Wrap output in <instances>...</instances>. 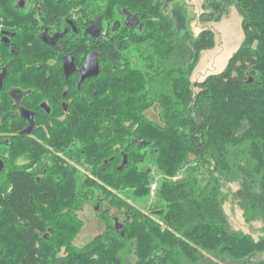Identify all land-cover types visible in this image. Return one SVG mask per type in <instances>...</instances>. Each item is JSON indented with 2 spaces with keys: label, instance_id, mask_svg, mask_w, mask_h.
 Instances as JSON below:
<instances>
[{
  "label": "trees",
  "instance_id": "1",
  "mask_svg": "<svg viewBox=\"0 0 264 264\" xmlns=\"http://www.w3.org/2000/svg\"><path fill=\"white\" fill-rule=\"evenodd\" d=\"M187 1L0 0V25L17 33L13 52L0 44L5 86L35 87L34 73L52 69L58 88L49 121H37L38 139L11 138L0 149L22 157L4 160L0 175V264H264V237L233 230L222 208L223 186L234 184L244 220L264 223V0H201L202 24L218 23L234 5L243 41L222 72L194 82L215 40L211 30L195 38L187 31ZM22 2L53 9L43 22L55 14L70 35L57 47L31 37L33 20L16 9ZM89 53L98 76L65 87L62 57L79 67ZM151 163L168 177L184 173L162 180L164 206L145 214L114 191L147 196ZM85 202L103 230L78 248L71 241Z\"/></svg>",
  "mask_w": 264,
  "mask_h": 264
},
{
  "label": "rangeland",
  "instance_id": "2",
  "mask_svg": "<svg viewBox=\"0 0 264 264\" xmlns=\"http://www.w3.org/2000/svg\"><path fill=\"white\" fill-rule=\"evenodd\" d=\"M201 0H190L187 3H181V8L185 11V23L187 31L195 38L197 34L202 30H211L214 33L215 46L211 50L204 51L200 54L198 62L191 74V81H201L204 76L210 74H217L224 70L228 60L232 54L238 49L243 41V32L240 25V15L234 5L229 6L225 11V15L220 19L218 23H200L198 21L199 14L201 13ZM172 9L170 5L169 10ZM134 57V56H133ZM132 57V58H133ZM141 69H144L143 67ZM148 119L159 121L157 112L154 109H149L146 112ZM4 160L6 165L11 162L13 164L19 163L18 153L11 152L10 154L5 152ZM21 155H23L21 153ZM5 165V166H6ZM147 167L151 169V176L153 182L149 187V193L147 196L136 197L132 194V188L123 190V192H115L121 199L125 200L127 204L138 209L145 214H151L157 211V209L164 206L161 195H158V188L162 180H176L182 177L184 169L180 172H176L174 176H166L157 172L154 163L148 164ZM236 185L225 184L223 186V193L225 195V201L223 203V212L233 230L241 231L249 234L254 241L264 237V223L246 222L243 218L242 212L234 204L231 196V192L234 191ZM161 198V199H160ZM96 205V204H95ZM94 209L93 202H85L81 208L76 211L77 216L82 221V226L79 232L72 238V244L75 247H83L95 238L102 230L103 225L98 221L96 213L97 209ZM112 213L114 210H111ZM161 223V222H160ZM61 251V252H60ZM63 253L64 250H60ZM63 251V252H62ZM58 252V253H59ZM131 255V254H130ZM132 263L134 258L130 256ZM258 260H264V253L260 254Z\"/></svg>",
  "mask_w": 264,
  "mask_h": 264
},
{
  "label": "flooded vegetation",
  "instance_id": "3",
  "mask_svg": "<svg viewBox=\"0 0 264 264\" xmlns=\"http://www.w3.org/2000/svg\"><path fill=\"white\" fill-rule=\"evenodd\" d=\"M21 13H23L22 17L26 16L29 20L32 19L33 23H29L28 27L31 29V37H34L39 39V42H43L45 44H50L54 47H57L59 41H62V38L66 36L67 34L70 35L67 32V29L62 27V31L58 30V27L62 25V23H57L56 15L52 14L50 16V22H43V19L46 18V14L44 12H48V10L51 13L53 9L49 7H42V6H34V5H25L24 2H22L20 5L16 7ZM49 17V16H48ZM85 23H83L82 27L83 30H85V33H87V29L89 24H87L88 19L87 16H85ZM67 25L70 27L72 26V23L70 21L66 22ZM93 34H95V31H93ZM60 36V37H59ZM59 37V39H58ZM17 38V33L14 31H10L5 29L2 25H0V44L4 48L10 49V51H14L13 45L15 44L14 41ZM90 54V53H89ZM86 54L84 57V60L82 61L81 66H77L74 62V57L65 55L62 57L61 60V75L63 76V79L66 80V86L70 87L72 86L73 82H75L76 88H79L81 84L85 81H83L80 86L77 85L79 74L83 68L84 62L86 57L89 55ZM56 58V57H55ZM64 58H71L72 64L74 66V71L68 76H65L63 71V62ZM54 58H49V61L52 62V65H54L56 62H53ZM55 61V60H54ZM6 71L0 68V75L3 76L1 79V85H0V149L3 147L5 150H8L12 143L11 138H21V137H27V138H35L38 139L34 134V130L37 128V121H49L46 116L51 115L53 106L57 102V90L58 88L55 85L56 82V76L55 73L52 71H37L35 72V76L33 78H30L28 82L30 81L34 84H36L35 87H28V88H21V87H7L5 86L6 82ZM42 75H44L42 77ZM73 76H75V81H73ZM87 80V79H86ZM34 93V94H33ZM68 90L62 89L61 91V100L59 102L60 108L63 110V112H67L69 107V102L71 101L66 100L68 97ZM32 99L31 105L29 104L28 100ZM6 101L5 105L4 102ZM54 104H53V103ZM45 105V106H43ZM37 110V111H36ZM43 112V113H41ZM26 114H30V117H27ZM43 116V117H42ZM9 120V121H6ZM53 120H57V118L53 117ZM7 126V127H6ZM39 127H43L39 125ZM30 128V132L27 134H24V131L26 129ZM15 131V132H13ZM21 138V139H23ZM15 141V140H14ZM5 150H2V153H5ZM7 152V151H6ZM8 153V152H7ZM20 157V161H22ZM0 161L3 164V168L1 173L4 171L5 164H4V156L1 154L0 151ZM21 165H24V162H21ZM97 208V205H96Z\"/></svg>",
  "mask_w": 264,
  "mask_h": 264
},
{
  "label": "water",
  "instance_id": "4",
  "mask_svg": "<svg viewBox=\"0 0 264 264\" xmlns=\"http://www.w3.org/2000/svg\"><path fill=\"white\" fill-rule=\"evenodd\" d=\"M63 71L65 76L70 75L74 71V66L72 64V59L71 58H64L63 62ZM99 74V64L96 59V56L94 53H90L84 62L83 68L79 74L78 82L77 85L80 86V84L86 80V79H91L97 77ZM3 76L0 75V85H1V79ZM45 106V105H43ZM27 117H30V114H26ZM30 132V128L26 129L24 131V134H27ZM3 164L0 161V172L2 171ZM96 208V207H95Z\"/></svg>",
  "mask_w": 264,
  "mask_h": 264
}]
</instances>
